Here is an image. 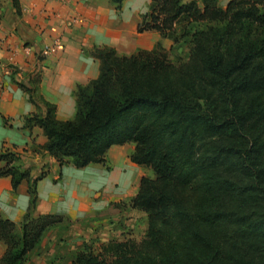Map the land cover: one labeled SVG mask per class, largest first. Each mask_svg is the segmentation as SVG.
<instances>
[{
	"label": "trees",
	"instance_id": "trees-1",
	"mask_svg": "<svg viewBox=\"0 0 264 264\" xmlns=\"http://www.w3.org/2000/svg\"><path fill=\"white\" fill-rule=\"evenodd\" d=\"M124 1L109 0L118 11ZM137 31L172 45L130 55L94 46L98 75L77 86L71 119L56 118L38 80L19 83L44 107L24 127L42 130L59 167L103 165L112 146L132 143L130 161L154 174L130 200L146 214L142 237L85 242L69 264H264V0H151ZM19 159L0 152V178L12 191L27 180L30 195L20 223L0 210V264H25L65 221L31 215L44 174L31 178Z\"/></svg>",
	"mask_w": 264,
	"mask_h": 264
},
{
	"label": "crops",
	"instance_id": "crops-1",
	"mask_svg": "<svg viewBox=\"0 0 264 264\" xmlns=\"http://www.w3.org/2000/svg\"><path fill=\"white\" fill-rule=\"evenodd\" d=\"M150 1L125 0L118 11L109 0H19L20 14L15 11L12 0L0 1V152H16L20 157L18 165L30 168L31 178L44 174L37 181V200L31 215L67 210L70 216H79L91 207L94 187H87V181L73 177L75 175L65 181L63 170L60 186L64 184L69 190V183H73L70 181L77 180L92 192L83 202L70 201L65 196V201L61 200L57 175L52 167L58 163L41 148L46 137L37 126L31 130L24 127L23 118L43 112L44 107L41 103L37 107L30 102L19 83L31 85L38 80L37 95L55 105L56 118L71 119L76 110L73 93L77 86L98 75L99 63L91 54L94 46L114 47L120 55H130L140 48L150 50L157 42L165 49L171 47L172 41L162 38L156 31H137ZM226 2L220 0L222 6ZM55 40L59 43L57 52L40 55L43 46L52 45ZM4 164L0 161V167ZM70 167L78 172L87 168ZM28 187V181L23 180L17 190L12 191L11 179L0 178L3 217L17 224L22 221L30 202Z\"/></svg>",
	"mask_w": 264,
	"mask_h": 264
},
{
	"label": "rangeland",
	"instance_id": "rangeland-1",
	"mask_svg": "<svg viewBox=\"0 0 264 264\" xmlns=\"http://www.w3.org/2000/svg\"><path fill=\"white\" fill-rule=\"evenodd\" d=\"M133 149L132 143L114 146L108 151L105 164L91 165L79 172L72 170L70 166L59 167L56 163L52 165L57 175V190L61 200L65 201V196L70 201L77 199L83 202L92 192L87 187H94L89 204L91 207L75 217L70 216L67 210L57 212L65 216V221L46 232L40 246L29 255L25 264H69L75 252L85 242L142 237L146 214L132 208L130 200L138 189L140 178L153 177L154 174L150 168L130 161ZM47 164L49 165L46 163V166ZM63 170L65 181L68 182L71 180L70 176L75 175L73 177L78 176L83 182L87 181V187H82V181L78 183L73 180L70 181L72 184L69 183L68 192L67 187H63L66 185L60 186ZM4 249L5 246L0 242V256Z\"/></svg>",
	"mask_w": 264,
	"mask_h": 264
},
{
	"label": "built area",
	"instance_id": "built-area-1",
	"mask_svg": "<svg viewBox=\"0 0 264 264\" xmlns=\"http://www.w3.org/2000/svg\"><path fill=\"white\" fill-rule=\"evenodd\" d=\"M59 49V43L57 40L53 42L52 45H46L45 47L40 50V55L47 56L49 54L57 52Z\"/></svg>",
	"mask_w": 264,
	"mask_h": 264
}]
</instances>
